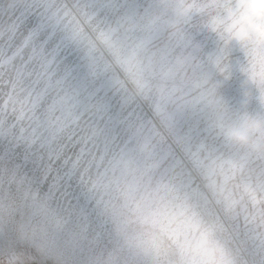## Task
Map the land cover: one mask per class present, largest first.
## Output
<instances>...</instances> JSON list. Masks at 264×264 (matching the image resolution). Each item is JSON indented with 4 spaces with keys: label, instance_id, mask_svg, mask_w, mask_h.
Returning a JSON list of instances; mask_svg holds the SVG:
<instances>
[{
    "label": "clouds",
    "instance_id": "9594fccd",
    "mask_svg": "<svg viewBox=\"0 0 264 264\" xmlns=\"http://www.w3.org/2000/svg\"><path fill=\"white\" fill-rule=\"evenodd\" d=\"M0 264H264V0H0Z\"/></svg>",
    "mask_w": 264,
    "mask_h": 264
}]
</instances>
